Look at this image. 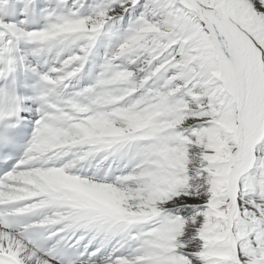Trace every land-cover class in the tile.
Listing matches in <instances>:
<instances>
[{
	"label": "snow or ice",
	"instance_id": "6c2138e0",
	"mask_svg": "<svg viewBox=\"0 0 264 264\" xmlns=\"http://www.w3.org/2000/svg\"><path fill=\"white\" fill-rule=\"evenodd\" d=\"M0 264H264V0H0Z\"/></svg>",
	"mask_w": 264,
	"mask_h": 264
}]
</instances>
